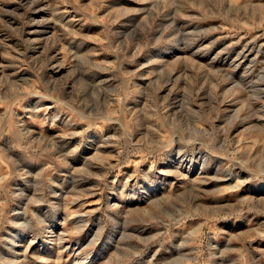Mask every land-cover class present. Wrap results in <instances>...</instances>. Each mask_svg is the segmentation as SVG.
<instances>
[{"label":"rangeland","instance_id":"1","mask_svg":"<svg viewBox=\"0 0 264 264\" xmlns=\"http://www.w3.org/2000/svg\"><path fill=\"white\" fill-rule=\"evenodd\" d=\"M0 264H264V0H0Z\"/></svg>","mask_w":264,"mask_h":264}]
</instances>
